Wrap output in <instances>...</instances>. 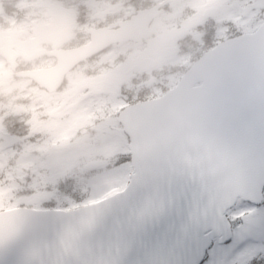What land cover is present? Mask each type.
<instances>
[{
  "label": "rangeland",
  "instance_id": "obj_1",
  "mask_svg": "<svg viewBox=\"0 0 264 264\" xmlns=\"http://www.w3.org/2000/svg\"><path fill=\"white\" fill-rule=\"evenodd\" d=\"M109 1V13L102 10L100 19L111 27L118 19L132 15L135 6L161 3L164 12L153 24L147 42L112 47L82 64L60 92L50 95L31 81L15 79L0 58V210L28 204L68 209L95 202L114 189L122 190L132 168L128 160L115 161L128 153L114 113L122 108L128 95L137 97L141 91L147 96L161 95L209 48L208 44L238 31L256 29L264 10V0ZM211 5L220 13L209 27L212 42L205 44L199 41L205 37L200 13ZM29 13L46 14L45 10ZM26 16L14 17V25L0 23V38L11 32L22 53L21 63L32 67L53 65L44 56L48 44L85 43L86 30L93 24L84 20L82 26H73L55 21L49 26V19L31 20ZM224 20L234 22L235 27L223 25ZM157 56L165 58L164 62L151 69L149 64ZM141 83L149 85L143 88ZM89 125L95 130L93 135L81 132ZM251 244L234 258V264H248L261 253L259 240Z\"/></svg>",
  "mask_w": 264,
  "mask_h": 264
},
{
  "label": "snow or ice",
  "instance_id": "obj_2",
  "mask_svg": "<svg viewBox=\"0 0 264 264\" xmlns=\"http://www.w3.org/2000/svg\"><path fill=\"white\" fill-rule=\"evenodd\" d=\"M123 183L121 264H234L253 240L261 254L248 264H264V107L211 145L144 161Z\"/></svg>",
  "mask_w": 264,
  "mask_h": 264
},
{
  "label": "water",
  "instance_id": "obj_3",
  "mask_svg": "<svg viewBox=\"0 0 264 264\" xmlns=\"http://www.w3.org/2000/svg\"><path fill=\"white\" fill-rule=\"evenodd\" d=\"M154 8L140 13L132 20L120 24L118 30H102L93 32L91 44L76 50L55 51L49 56L58 59L56 67L34 72H20L18 77L32 78L50 92L57 91L65 75L80 62L105 50L109 45L126 40H140L148 32L150 22L158 16ZM253 37L241 38L220 49V56L230 61L228 73L231 82L224 90L218 89L217 95L209 98L204 92L191 93L188 83L168 98L160 101L161 114L154 122L142 123L135 131L134 126L126 128L134 139L133 162L139 166L146 160L158 158L171 152H186L215 143L221 133L225 132L242 114L253 118L264 100V38L251 46ZM7 47L0 49L15 70L18 54L12 50V44L6 41ZM242 50L245 53H236ZM213 97V98H212ZM218 106V114L214 107ZM232 116L225 114V111ZM131 109L123 113L120 120L126 125ZM185 113H193L199 118L209 116L200 122L198 132H191L188 125L180 123L183 117L189 120ZM168 119H175L174 124ZM143 135L145 144L137 147L135 133ZM147 148L143 150L145 147ZM121 198L117 201L119 202ZM98 214H86V210L72 213L50 212L36 213L30 210L13 211L0 215V264H103L107 234L115 232L117 215L100 207ZM88 220V221H87ZM117 242H111V253H120L121 264L127 257L126 249L116 235ZM88 247V250H87ZM173 250L169 249L171 253ZM179 255V249L175 250ZM114 261V259L112 258Z\"/></svg>",
  "mask_w": 264,
  "mask_h": 264
},
{
  "label": "flooded vegetation",
  "instance_id": "obj_4",
  "mask_svg": "<svg viewBox=\"0 0 264 264\" xmlns=\"http://www.w3.org/2000/svg\"><path fill=\"white\" fill-rule=\"evenodd\" d=\"M1 3H3V2H1ZM45 3H46V0H42V4H45ZM4 6H6V4Z\"/></svg>",
  "mask_w": 264,
  "mask_h": 264
}]
</instances>
